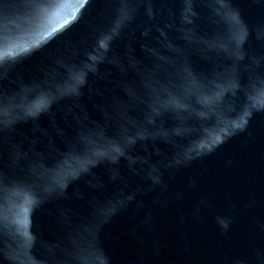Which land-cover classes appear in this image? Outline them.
<instances>
[{
    "label": "water",
    "instance_id": "95a60500",
    "mask_svg": "<svg viewBox=\"0 0 264 264\" xmlns=\"http://www.w3.org/2000/svg\"><path fill=\"white\" fill-rule=\"evenodd\" d=\"M0 264H264V0H0Z\"/></svg>",
    "mask_w": 264,
    "mask_h": 264
},
{
    "label": "snow or ice",
    "instance_id": "6c2138e0",
    "mask_svg": "<svg viewBox=\"0 0 264 264\" xmlns=\"http://www.w3.org/2000/svg\"><path fill=\"white\" fill-rule=\"evenodd\" d=\"M40 106H42V105L37 106V110L39 109ZM23 211L25 213V217H24L23 223L26 225L27 224V215L26 214H27L28 209L25 208ZM25 234H27V233H25Z\"/></svg>",
    "mask_w": 264,
    "mask_h": 264
}]
</instances>
